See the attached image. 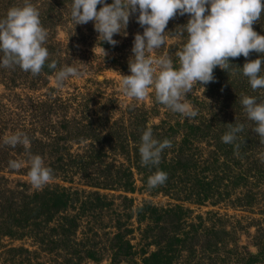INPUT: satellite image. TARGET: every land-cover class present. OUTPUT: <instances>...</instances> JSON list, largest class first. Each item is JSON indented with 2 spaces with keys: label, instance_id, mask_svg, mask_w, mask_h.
Returning a JSON list of instances; mask_svg holds the SVG:
<instances>
[{
  "label": "rangeland",
  "instance_id": "374dc122",
  "mask_svg": "<svg viewBox=\"0 0 264 264\" xmlns=\"http://www.w3.org/2000/svg\"><path fill=\"white\" fill-rule=\"evenodd\" d=\"M30 2L39 10L41 24L47 30L44 42L49 53L47 59L55 62L60 59L62 67L79 66L82 72L77 76H69L61 85H57L54 78L57 67L48 72L41 70L36 75L22 70L18 65L0 67V201H4L0 205V264H61L66 257L65 245L58 240L56 230L59 228L51 229L50 226H55L57 220L64 215H79V212L82 227L77 230L76 240L87 234L82 235L83 229L87 231L93 228L99 234L96 238L98 248L104 245L110 248L116 239L115 232L120 231L124 232L125 239H130L133 249L129 263L123 260L117 263L112 261L113 253L100 248L97 253L99 261L85 258L78 260V264H141L142 256L150 255L155 247L151 244L143 248L150 236L146 222L137 228L135 216H125L147 201L159 207L181 204L190 209L191 218L216 212L221 217L219 222L229 231L228 243L217 252L203 256L198 248L191 254L183 251L185 259L174 258L172 264H264V172L258 173L253 180L240 181L244 185H236L231 195L222 199L204 198L196 203L194 200L174 198V193L185 194V191H180V187L182 188L181 183L188 180L186 174L177 178L174 177L173 170L169 173L167 171V179L163 184L149 187L147 179L154 172L141 169V158L137 155L141 134L145 128L150 127L157 138H166L171 145L175 142V150L184 142L185 154L192 155L194 159L199 158V155L207 157V149H213L207 144V137L200 133L198 137L193 134L188 138L184 137L190 131L183 123L185 120L197 123L204 119L206 122H215L220 129L226 128V122L233 121L232 117L235 119L238 110L243 108L239 97L247 87L245 83L240 88H237V84L235 88L232 85L231 90V86H226L230 90L228 92L222 87L231 84V79L234 80L235 73H232V69H235L234 64L237 62L232 63V60L243 63L259 54L252 51L248 57L241 55L229 58L232 63L231 73L225 75L226 79L220 82L218 74L221 72L218 70L223 72L224 69L216 66L212 81L204 87L194 83L191 92L186 93V99L197 110V115L188 119L157 102L151 86L143 99L130 97L122 91L119 82L121 74L129 73L128 58L134 34L143 31L133 16L129 17L125 29L127 35L114 34L118 43L111 45L97 37L93 21L74 25L70 17L71 0ZM22 3L23 0H0V16L9 7ZM99 7L98 4L97 8ZM187 18V14L173 16L165 31H174ZM252 26L258 33L264 34V16ZM178 33L179 26L175 32L166 33L165 43L147 55H166L174 66H178L176 52L182 48L186 37V34L180 36ZM235 78L237 79L236 76ZM248 87L252 89L250 85ZM256 90L257 94L264 95V88ZM17 132L23 134L26 144L17 143L12 146L2 142L4 137ZM223 133L219 134L222 136ZM55 134L62 136L61 139L53 137ZM128 136H134V139L128 140ZM170 147L161 153L164 160L169 159ZM89 152L93 154V159H86V172L80 176L76 170L82 166H78L73 156ZM97 152L99 154L94 155ZM210 153L213 157L214 154ZM231 153L230 149L223 148L219 158L223 156L224 159H229L234 155ZM31 155H40L45 166L51 170L49 181L39 188L31 184L27 174L28 158ZM259 157L256 155L254 159ZM100 158L103 160L102 165L97 162ZM214 158L218 159V156ZM10 160L21 162V167L10 168ZM115 160L123 162L124 167L131 169L127 171L133 174H123L122 183L117 179L108 181L116 182L109 188L90 185V182L97 181L94 173L99 171L100 166L112 164ZM261 160L263 163L255 164H264V159ZM192 165L201 175L192 180L190 178L192 183H197L209 170L205 162H193ZM152 166L154 170H158V167L164 169L160 164ZM66 173L69 174L67 180L64 178L66 175L63 177ZM168 182H171L169 186ZM63 186L62 191L70 197L66 202L67 209L54 212L53 204L47 209L38 205L43 189L59 187L61 190ZM166 186L169 187L167 190L164 189ZM18 187L19 191L27 190L30 197L25 198L17 193ZM173 188L175 190L171 191ZM96 191L99 195L93 193ZM169 191L173 194H167ZM34 193L35 196H32ZM13 196L19 207L9 206V199ZM215 198L217 203L213 201ZM246 202L251 203L245 205ZM105 231L110 233L104 234ZM88 235L93 237L91 231ZM89 237L86 244L92 246L94 238ZM144 250L147 252L143 253Z\"/></svg>",
  "mask_w": 264,
  "mask_h": 264
},
{
  "label": "clouds",
  "instance_id": "9594fccd",
  "mask_svg": "<svg viewBox=\"0 0 264 264\" xmlns=\"http://www.w3.org/2000/svg\"><path fill=\"white\" fill-rule=\"evenodd\" d=\"M100 5L97 8V5ZM188 15L179 26V35L185 36L183 46L176 52L178 66L168 56L147 55L165 43V31L170 18ZM133 16L143 28L136 32L128 58V74H121L122 91L136 99H143L148 88L154 90L155 99L172 112L191 119L197 110L187 101L194 83L203 87L214 79L213 69L219 66L231 70L229 58L250 52L258 53L254 59L239 66L253 90L264 88V34L253 28V23L264 16V0H71L70 17L76 24L93 21V27L101 41L111 45L118 43L114 34L127 35L129 17ZM47 30L41 24L39 10L30 0H23L0 16V67L19 66L33 75L39 74L49 53L44 46ZM56 69V62L47 65ZM82 72L79 66L65 65L55 71V82L61 85L69 76ZM240 104L251 130L264 144V100L241 93ZM228 129L221 140L234 143L244 130L243 123H227ZM4 144L15 146L27 143L22 133H13L2 139ZM171 146L168 139L154 138L152 129L145 128L140 137L138 152L145 165H158L162 151ZM264 159V155H262ZM9 167H21V162L9 161ZM51 170L45 166L40 155L28 158V176L31 184L39 188L49 181ZM167 173L156 170L147 179L149 187L163 184Z\"/></svg>",
  "mask_w": 264,
  "mask_h": 264
},
{
  "label": "trees",
  "instance_id": "16d2710c",
  "mask_svg": "<svg viewBox=\"0 0 264 264\" xmlns=\"http://www.w3.org/2000/svg\"><path fill=\"white\" fill-rule=\"evenodd\" d=\"M51 61L53 60L47 59L41 70H45L46 72L50 71L51 68H49L47 65ZM60 63L61 60L59 59L56 62L57 69L62 67V64ZM232 63H236L234 64L235 69H231L233 71L232 73H235L237 79L234 76V80L231 79L233 81L231 82V84L222 86L224 87L226 92L232 89V85L235 88L237 84V88H240V86L245 83L247 86L245 88L246 91L242 90L244 91L243 93H245V95L255 96L257 97L258 101L264 100V95H259L256 93L257 90L254 91L253 89H250L248 87L249 83L247 77L241 74L239 66H242L244 62L242 63V61L240 62L239 60H232ZM218 71L221 72L220 74H218L219 82L222 79H226L225 75L227 76V74L231 73V70L228 73L226 70H224L223 72L221 70ZM226 86H231V88H229L230 90H227ZM232 94L233 92L231 93V96ZM235 117V119L232 117L233 121H227V127L223 129L218 128L215 122H206L204 121V119L199 120L201 122L197 123H192L185 120L186 122H184L183 124H186L185 126L189 129L190 132H186L184 137L188 138L190 134H193L198 137L199 133L200 135H205L208 141L207 144L213 149H207V157H202L201 155H199V158L197 157V159H194L192 155L184 153L183 147H186L184 142L180 145L181 149L179 148L177 150L174 149L176 144L175 142H173L169 149L171 150V152H168L169 159L164 160V157H162V155L160 157L159 164L164 169L160 167H158L157 169L160 168L159 170H164L165 172L168 171L167 173L173 170V175L177 178L181 177L183 174H186L188 176V180L184 183H181L180 181L182 186V188L180 187V191H185V194H173L171 191H174L175 188H173L167 194L175 195V199H184L188 201L194 200L193 202L196 203L199 201H203L204 198L210 199L213 197H219V199H222L228 196V194L231 195L236 185H244L240 184V181L253 180L258 173L264 172V164H255V162L263 163L261 158L262 155H264V144L259 143V137L251 130L253 123L247 120L246 115L243 112V108H240V110H238L237 115H235ZM195 120L198 121V119ZM233 122L243 123L245 126L244 130L238 134V139L235 144L223 143V141L221 140V135L219 133L227 131V123ZM153 133L155 132L153 131L152 134ZM55 135L56 136L53 137H57V139H61L62 137L57 134ZM153 135L154 138L161 140V138H157L156 134ZM159 136L161 137V134H159ZM135 138L137 137L135 136ZM130 139H134V136L132 138H129L128 136V140ZM223 148L224 150L226 148L230 149L232 153H234V155H232V157L229 159H224L223 156L219 158V155L223 153ZM210 152L214 154L213 157L210 156ZM97 154H99V152L95 153L94 155ZM231 154H229V156ZM137 155L140 157V154ZM256 155L260 157L258 159H254ZM214 156H218L219 160L215 159ZM73 157L77 160L78 166H82L78 167V169L76 170V173L80 174L81 176L82 173L86 172L87 169V167H85L86 159L89 158V160H92L93 154L91 152H89L88 154H75ZM102 161L103 160L101 158L100 160H97V162L101 165ZM193 162H205L207 165V170H209V172L203 175L197 183L191 182L193 178H199L200 175L197 170L194 169L195 166L192 165ZM140 168L147 172L156 171L153 169L152 165H145L143 163ZM127 170L131 169H127L126 167H124L123 162H119V160H115L114 163L109 165L100 166L99 171L94 173L97 176V181L90 182V185L96 187L104 186L109 188L115 185L116 182L108 181H114V179H117L116 181L122 183L124 182V180H121L124 179L123 174H133V172ZM202 171L204 172L205 170ZM68 173L63 175V177L66 175V177H64L66 180L69 178ZM117 176L119 177L116 178ZM170 183L171 182H168L167 186H169ZM22 184H24V182ZM167 186L164 189L167 190L169 188ZM62 190H64V186L61 187V190H59V187L58 189L52 187L43 189L44 193L39 195L40 202L38 203V205L41 204L42 208L47 209L49 205L53 204L54 212H58L60 211V209L68 207L66 206V202L70 200V197L66 196V194ZM8 191L9 190H7V192ZM16 192L22 194V196H24L25 198L30 197V194L25 189L19 191L18 187V191L16 190ZM93 193L99 195V192L97 191ZM241 193H243L244 195V192ZM32 196H35V193ZM213 201L217 203L216 198ZM3 202L4 201L1 200L0 205H3ZM9 202L10 207L13 205H16L18 207L20 206L15 200V196H13V198H10ZM250 203L251 202H246L245 205H250ZM100 205H102V203H100ZM133 211L134 210H132V212H128L129 215L125 217H130L134 215L136 222H138L137 228L140 227L141 224L145 221L146 228L150 232V236L143 248L148 247L151 244H153V246L155 247L153 251H150V255L147 254L142 256L141 264H172L174 258L185 259L183 251L189 252L191 254L195 250H197L196 248L201 251V254L203 256L211 255L212 253L220 250L221 247L225 246L228 243L227 236L229 231L226 230L224 224L219 222L221 217L217 215L216 212L206 213V216L197 215L191 218L190 215L192 213L190 209L185 208L181 204H167L166 206L159 207L157 205L152 204L150 201L144 202L140 206H137L135 208V211ZM78 214L79 215L72 216L64 215L57 220V224L55 226H50L51 229L59 228V230H56L58 231V240L62 241L63 245H65L66 250V257L63 260L64 262H66L67 264H78V260L85 258L92 259L94 261H99L100 257L97 253L101 248L100 250L106 249L107 251H111L113 253L112 261L117 263L123 260L129 263V257L131 255V250L133 249V244L131 243L130 239L124 238V232H115L116 239H114L113 245L110 246V248H106L105 246L107 245L98 248L96 238L99 237V234L96 232L97 230L95 231L93 228L87 229V231L83 229L81 231L82 235L86 234V232L87 234L83 236L84 238H79L78 240H76L77 230L82 227V224H80L79 217L81 213L79 212ZM91 215L93 216L94 213H92ZM46 218L49 219L48 217ZM64 220H67V222H65ZM43 221L45 222V220ZM121 223L119 224L122 225ZM88 231L92 232L93 237H89ZM108 233L110 232H104V234ZM87 237L94 238L92 246L86 244V240H89ZM142 252L145 253L147 251L144 250ZM192 260L194 261V259ZM64 262H62L61 264H63ZM193 263L195 264V262ZM180 264H186V262H180Z\"/></svg>",
  "mask_w": 264,
  "mask_h": 264
}]
</instances>
